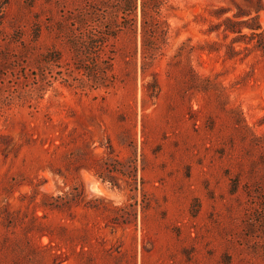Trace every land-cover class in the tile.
Segmentation results:
<instances>
[{
    "label": "rangeland",
    "instance_id": "rangeland-1",
    "mask_svg": "<svg viewBox=\"0 0 264 264\" xmlns=\"http://www.w3.org/2000/svg\"><path fill=\"white\" fill-rule=\"evenodd\" d=\"M0 264H264V0H0Z\"/></svg>",
    "mask_w": 264,
    "mask_h": 264
},
{
    "label": "trees",
    "instance_id": "trees-1",
    "mask_svg": "<svg viewBox=\"0 0 264 264\" xmlns=\"http://www.w3.org/2000/svg\"><path fill=\"white\" fill-rule=\"evenodd\" d=\"M97 44V43H96ZM97 46H95L94 49H96ZM98 59V57H97ZM102 70H101V65L97 62L95 68H93V70L90 72L89 74L91 75V78H93L96 82L99 80V78L101 77Z\"/></svg>",
    "mask_w": 264,
    "mask_h": 264
}]
</instances>
